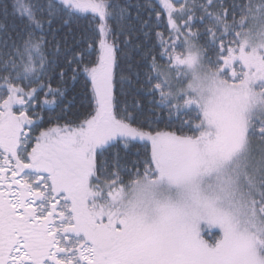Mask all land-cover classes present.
I'll use <instances>...</instances> for the list:
<instances>
[{"label": "snow or ice", "instance_id": "obj_1", "mask_svg": "<svg viewBox=\"0 0 264 264\" xmlns=\"http://www.w3.org/2000/svg\"><path fill=\"white\" fill-rule=\"evenodd\" d=\"M163 9L0 4V264H264V0ZM165 183L195 194L149 214Z\"/></svg>", "mask_w": 264, "mask_h": 264}, {"label": "rangeland", "instance_id": "obj_2", "mask_svg": "<svg viewBox=\"0 0 264 264\" xmlns=\"http://www.w3.org/2000/svg\"><path fill=\"white\" fill-rule=\"evenodd\" d=\"M195 71L201 75L203 74V69L197 68ZM189 79H191V77H189ZM187 83H188V81L186 82V84ZM142 183H143V181H142ZM133 184H135L134 180L131 181V183L126 184L125 191L123 193V203L128 204L129 201L133 200V201L138 202L142 205L143 204L142 194L138 189L133 188V186H132ZM156 193H157V195H156L155 200L152 202L151 206L147 208L148 213L152 214V215L158 214L161 211V209L163 208L164 204L168 200H185V201H188V200H190L191 196L195 194L193 191L189 190L188 188H179L175 184L170 186L167 183L160 185L156 189ZM199 193L202 196L213 195L217 198H220L224 195V193L221 189V185L218 182L216 177H213L212 179H205L201 184V187L199 189ZM214 232H217L218 236L220 235V230L218 228L213 230L212 237H213ZM205 238L210 239L207 235Z\"/></svg>", "mask_w": 264, "mask_h": 264}, {"label": "trees", "instance_id": "obj_3", "mask_svg": "<svg viewBox=\"0 0 264 264\" xmlns=\"http://www.w3.org/2000/svg\"><path fill=\"white\" fill-rule=\"evenodd\" d=\"M5 2H8V0H0V4L5 3ZM120 2L121 3H124L125 0H120ZM131 2L132 3H137V2H139V3H145L146 0H131ZM150 2L153 3V4H156L157 7L162 10L161 14H162V16L164 18V21L166 22V20H167V10L166 9H163V0H150ZM159 31H162L163 32L164 31V28L159 29ZM201 43H203V39L201 40ZM163 70L166 71L167 69L164 68ZM186 82L187 81H184V85H186ZM74 91H76L77 93H79V85H77V87H76V89ZM72 94H73V90H70L68 92V96L71 97ZM41 98H43V95H41ZM48 98L51 99V97H48ZM140 99L144 101V107H143V109L139 113L140 118L141 119H146V120H154V119H156V117L153 116L152 112L149 111V108L153 109V111L157 114V116L160 115L161 109L158 108L155 104H151V105L148 104L147 103V99L148 98H146V97L141 96ZM156 99L158 100V97H156ZM80 105H81V97L79 95H77V99L73 103L72 111L73 112H75L77 110L83 111V109L80 107ZM50 107H54L55 108V111H48L47 108H46L45 109V113H44L46 117L47 116H53L54 117L57 113H59L60 109L58 107H55V106H50ZM163 115L166 116L167 113L165 112V113H163ZM162 126L163 125H161V127ZM136 147H139V145H137ZM135 150H136V148H133V149H131L129 151L128 156H127L128 161H132V160L137 159L136 156L132 155V153L135 152ZM121 155H124L123 150H121ZM129 167H131L130 164H129ZM132 201H129L128 202L129 206L132 203L135 202V201H133V202ZM213 237H218V233L217 232H214L213 233ZM262 254H264V253H262Z\"/></svg>", "mask_w": 264, "mask_h": 264}, {"label": "flooded vegetation", "instance_id": "obj_4", "mask_svg": "<svg viewBox=\"0 0 264 264\" xmlns=\"http://www.w3.org/2000/svg\"><path fill=\"white\" fill-rule=\"evenodd\" d=\"M126 206H129V204H127V203H124ZM131 206H137V207H139L141 210H144V205L142 204H140V203H138V202H134V203H132L129 207H131Z\"/></svg>", "mask_w": 264, "mask_h": 264}]
</instances>
